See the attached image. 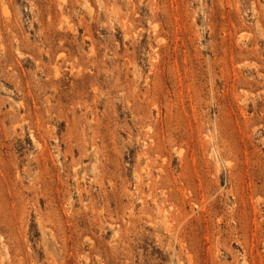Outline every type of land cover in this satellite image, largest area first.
Instances as JSON below:
<instances>
[{"label":"rangeland","instance_id":"rangeland-1","mask_svg":"<svg viewBox=\"0 0 264 264\" xmlns=\"http://www.w3.org/2000/svg\"><path fill=\"white\" fill-rule=\"evenodd\" d=\"M0 264H264V0H0Z\"/></svg>","mask_w":264,"mask_h":264}]
</instances>
